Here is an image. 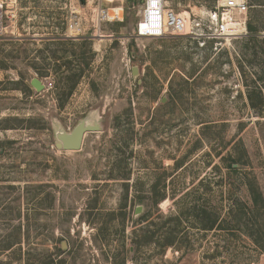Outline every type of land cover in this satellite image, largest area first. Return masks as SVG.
Returning a JSON list of instances; mask_svg holds the SVG:
<instances>
[{
  "label": "rangeland",
  "instance_id": "1",
  "mask_svg": "<svg viewBox=\"0 0 264 264\" xmlns=\"http://www.w3.org/2000/svg\"><path fill=\"white\" fill-rule=\"evenodd\" d=\"M249 3L258 32L216 49L135 38L141 0L101 39L95 3L19 0L0 40V264L19 246L30 264H264V0ZM86 117L101 130L58 150Z\"/></svg>",
  "mask_w": 264,
  "mask_h": 264
},
{
  "label": "built area",
  "instance_id": "2",
  "mask_svg": "<svg viewBox=\"0 0 264 264\" xmlns=\"http://www.w3.org/2000/svg\"><path fill=\"white\" fill-rule=\"evenodd\" d=\"M82 1L96 4L89 38H104V25L123 20L122 6L127 0ZM19 11V0H0V40L14 35L10 28L16 26ZM249 11V0H218L213 7L199 13H177L168 7L166 0H141L134 36L154 40L187 39L200 47L208 45L217 49L223 42L249 36ZM84 24L80 10H73L66 21L65 37L81 38L85 32ZM45 86L50 89L52 83Z\"/></svg>",
  "mask_w": 264,
  "mask_h": 264
},
{
  "label": "water",
  "instance_id": "3",
  "mask_svg": "<svg viewBox=\"0 0 264 264\" xmlns=\"http://www.w3.org/2000/svg\"><path fill=\"white\" fill-rule=\"evenodd\" d=\"M136 72L137 68L135 67L133 68V74H136ZM31 86L38 92L46 88L45 84L37 78L31 80ZM100 130L101 126L97 119L90 120V117H86L71 132H66L62 129L55 131L56 147L61 151H79L82 148L85 135L90 132H99ZM142 211L143 207L138 206L135 215L139 216ZM62 247H67L65 242H63Z\"/></svg>",
  "mask_w": 264,
  "mask_h": 264
},
{
  "label": "trees",
  "instance_id": "4",
  "mask_svg": "<svg viewBox=\"0 0 264 264\" xmlns=\"http://www.w3.org/2000/svg\"><path fill=\"white\" fill-rule=\"evenodd\" d=\"M248 29H249V31L251 32V33H256V32H258V30H257V28L255 27V26H253L251 23H249V26H248ZM230 168L232 169V170H234V171H236L235 170V168H234V165H231L230 166ZM207 229H212L213 228V224L211 225V226H205ZM21 242H18L17 244H20ZM13 247L12 246H10L9 248H8V250H11ZM13 253L16 255V257H17V260L18 261H20V263L21 264H30L29 263V260L28 261H26L25 259H23L22 258V246H19L17 249H15V250H13Z\"/></svg>",
  "mask_w": 264,
  "mask_h": 264
}]
</instances>
